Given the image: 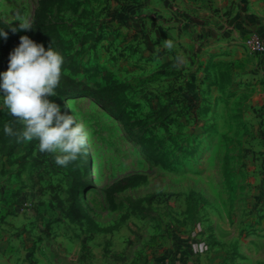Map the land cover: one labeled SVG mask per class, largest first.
<instances>
[{
  "label": "rangeland",
  "instance_id": "rangeland-1",
  "mask_svg": "<svg viewBox=\"0 0 264 264\" xmlns=\"http://www.w3.org/2000/svg\"><path fill=\"white\" fill-rule=\"evenodd\" d=\"M52 1L39 22L45 48L90 85H125L117 96L131 127L88 92L56 90L89 131L87 162L81 151L59 166L37 140L0 135V234L86 237L95 243L82 248L86 263L94 248L109 264H264V72L257 92L235 87V65L221 58L260 56L224 45L216 18L234 22L244 0ZM42 4L0 0V19L30 36ZM0 114V131L12 118L22 130ZM71 173L91 218L82 224L56 198L67 197ZM131 176L141 183L116 190Z\"/></svg>",
  "mask_w": 264,
  "mask_h": 264
},
{
  "label": "clouds",
  "instance_id": "clouds-1",
  "mask_svg": "<svg viewBox=\"0 0 264 264\" xmlns=\"http://www.w3.org/2000/svg\"><path fill=\"white\" fill-rule=\"evenodd\" d=\"M22 22L20 30L31 29ZM15 31V29H14ZM8 32L0 29V37ZM65 56L52 46L45 48L28 35L20 37V44L11 52L9 66L0 73V110H7L23 125L22 130L4 126V133L17 142H39V150L54 154V162L67 166L78 159L89 141V131L74 111H62L61 104L52 97L60 84Z\"/></svg>",
  "mask_w": 264,
  "mask_h": 264
},
{
  "label": "crops",
  "instance_id": "crops-1",
  "mask_svg": "<svg viewBox=\"0 0 264 264\" xmlns=\"http://www.w3.org/2000/svg\"><path fill=\"white\" fill-rule=\"evenodd\" d=\"M217 1L227 3V0ZM244 3L245 12L234 22L229 21L230 18H222L221 15H217L216 18L222 23L224 28L222 31L226 30L224 34L227 35V40L224 45L240 46L246 51L247 39L251 34L257 33L264 38V0H244ZM225 59H229L232 61L231 64L235 65V72L232 74L233 81L236 82L235 87L239 86V82H243V87H246L245 84L248 82V86L255 89V92L260 90L257 86V75H262L264 72V55L254 57L247 54L241 58H221L222 61ZM87 242H89L88 238L83 236L75 238L57 233L49 235L30 231L4 232L0 234V264H109L110 260L103 253L99 255V251H95L94 248L91 258H88L86 263L85 256L81 254L82 248L86 245L95 247L93 241L89 244Z\"/></svg>",
  "mask_w": 264,
  "mask_h": 264
},
{
  "label": "trees",
  "instance_id": "trees-1",
  "mask_svg": "<svg viewBox=\"0 0 264 264\" xmlns=\"http://www.w3.org/2000/svg\"><path fill=\"white\" fill-rule=\"evenodd\" d=\"M52 0H43L42 10L39 12L36 19V24L33 27L30 37L38 43H43L44 34L42 27L39 22L43 19V15L48 11L52 5ZM0 29H4L8 32L7 38L0 37V68L2 71H6L9 66L10 54L11 52L20 44V37L14 33L5 23L0 19ZM44 44V43H43ZM114 86H110L102 83H95L90 85L83 80L74 77L69 73L63 71L61 81L57 87V92L60 95H68L79 92H88L91 97L103 108L111 110L117 113L118 117L125 122L127 128L130 129L131 122L129 120L128 114L119 107V98L117 96L118 92H124L126 89L125 85H121L117 81L114 82ZM0 118L2 115L0 114ZM10 125L18 130V123H14L13 118L10 120ZM0 135L11 137L16 139L13 136L6 135L3 130L0 131ZM84 154V161L87 162L85 157L84 149H82ZM78 183L79 178L75 174H70V184L66 191L67 197L58 199L59 206L62 208L64 217L72 223L82 224L84 220H91L90 216L83 209L82 205L78 201ZM141 183V178L136 176H131L126 178L124 181H120L115 185L116 190H123L128 187L138 186ZM137 206H133V209H136Z\"/></svg>",
  "mask_w": 264,
  "mask_h": 264
},
{
  "label": "built area",
  "instance_id": "built-area-1",
  "mask_svg": "<svg viewBox=\"0 0 264 264\" xmlns=\"http://www.w3.org/2000/svg\"><path fill=\"white\" fill-rule=\"evenodd\" d=\"M247 44L252 53L259 56L264 55V38L261 35L257 33L251 34L247 39Z\"/></svg>",
  "mask_w": 264,
  "mask_h": 264
}]
</instances>
